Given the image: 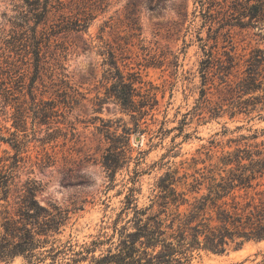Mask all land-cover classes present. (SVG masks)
I'll list each match as a JSON object with an SVG mask.
<instances>
[{
	"label": "rangeland",
	"instance_id": "rangeland-1",
	"mask_svg": "<svg viewBox=\"0 0 264 264\" xmlns=\"http://www.w3.org/2000/svg\"><path fill=\"white\" fill-rule=\"evenodd\" d=\"M21 2L0 0V33L4 32L8 41L12 38L7 18L15 14V5ZM62 2L42 25L50 39L42 47L43 68L39 72L34 53L18 54L8 47L10 43L0 42V90L4 86L9 89L7 96L0 95V176L13 170L11 202L22 193L27 180H37L42 185L37 199L42 204L55 202L73 209L65 238L82 244L101 234L111 235L116 219L119 227L134 228V212L122 211L135 167L142 171L137 183L138 205L148 208L151 215L159 208L154 202L167 173L179 180L188 176L191 181L196 171L218 163L227 153L264 141V119L256 114L213 118L210 112L198 109L203 89L213 103L218 100L217 86L210 79L203 85L202 66L213 41H206L209 26H204L200 0ZM77 20L88 26L81 31L66 30ZM259 33L264 34V30L235 28L232 36L237 54H249L257 46L264 48V38ZM110 49L124 72L139 71L145 81L156 87L159 100L142 124L147 131L131 135L132 159L113 181L101 164L108 146L97 129L102 122L93 118L115 121L121 126L119 131L125 124L132 126V122L130 115L112 100L105 102L101 111H95L98 97L105 98L102 79L108 66L103 63ZM63 75L86 99L69 115L76 123L77 135L58 136L47 142L44 139L48 132L56 127L66 132L68 128L66 124H54L48 130L47 125L38 123L29 86L36 80L38 101L55 99L58 96L54 90L59 88ZM22 111L28 116L26 124L19 121ZM161 127L162 134L158 132ZM17 141L22 142V159L18 163ZM181 183H175L179 191L183 189ZM263 258L264 241H251L223 254L195 252L188 264H257ZM0 264L24 261L17 257L10 262L0 260Z\"/></svg>",
	"mask_w": 264,
	"mask_h": 264
},
{
	"label": "trees",
	"instance_id": "trees-1",
	"mask_svg": "<svg viewBox=\"0 0 264 264\" xmlns=\"http://www.w3.org/2000/svg\"><path fill=\"white\" fill-rule=\"evenodd\" d=\"M61 4L62 0H22L15 5V14L7 18L12 41L5 39L4 32L0 33V42L10 43L12 51L34 53L37 72L43 68L42 47L50 39L42 25L47 23L53 8ZM200 5L204 26H209L206 41H213L202 66L203 85L210 79L217 86L218 100L213 103L203 89L198 109L210 112L213 118L256 114L264 119V48L257 46L249 54L238 55L232 36L235 28L264 30V0H200ZM39 26L43 28L41 31ZM87 26L77 20L65 28L81 31ZM259 34L264 38V34ZM107 53L103 64L108 67L102 79L105 98L98 97L95 111H101L103 104L112 100L130 115L132 122V126L125 124L119 131L121 126L115 121L93 118L102 122L97 129L108 146L101 164L113 181L132 159L131 135L147 131L142 124L159 100L156 87L145 81L139 71L124 72L116 53L111 49ZM51 73L54 74L53 69ZM65 77L54 90L58 96L55 99L38 101L36 80L29 86L38 123L47 125L48 130L54 124H66L68 128L66 132L59 127L48 132L44 139L47 142L58 136L77 135L76 123L69 115L86 97ZM8 94L7 86L2 87L0 95ZM23 112L19 113V121L26 124L28 116ZM158 132L164 133V128ZM16 145L18 163L22 159L19 156L22 142L17 141ZM12 171L0 176L1 261L22 257L24 264H188L195 252L223 254L247 242L264 241V141L227 153L218 163L196 171L191 181L188 176L179 180L167 173L154 202L159 208L151 215L148 208L138 205L137 183L142 171L135 167L128 180L132 185L128 187L122 211L134 212V228L119 227L116 219L111 235L101 234L82 244L65 238L73 209L55 202L42 204L37 199L42 185L37 180H27L22 193L13 202L9 200L10 183L15 176ZM177 182H182L181 191L175 186ZM257 264H264V258Z\"/></svg>",
	"mask_w": 264,
	"mask_h": 264
}]
</instances>
